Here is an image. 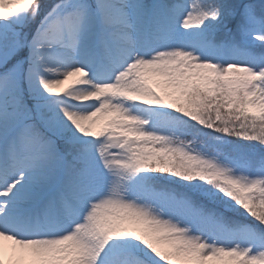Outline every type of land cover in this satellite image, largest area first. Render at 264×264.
I'll use <instances>...</instances> for the list:
<instances>
[{
    "label": "snow or ice",
    "instance_id": "6c2138e0",
    "mask_svg": "<svg viewBox=\"0 0 264 264\" xmlns=\"http://www.w3.org/2000/svg\"><path fill=\"white\" fill-rule=\"evenodd\" d=\"M0 264H264V0H0Z\"/></svg>",
    "mask_w": 264,
    "mask_h": 264
},
{
    "label": "bare ground",
    "instance_id": "6f19581e",
    "mask_svg": "<svg viewBox=\"0 0 264 264\" xmlns=\"http://www.w3.org/2000/svg\"><path fill=\"white\" fill-rule=\"evenodd\" d=\"M67 86V84H65V85H63V86H61V87H66Z\"/></svg>",
    "mask_w": 264,
    "mask_h": 264
}]
</instances>
